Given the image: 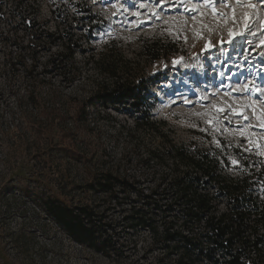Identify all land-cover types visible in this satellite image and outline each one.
<instances>
[{
	"label": "rangeland",
	"instance_id": "obj_1",
	"mask_svg": "<svg viewBox=\"0 0 264 264\" xmlns=\"http://www.w3.org/2000/svg\"><path fill=\"white\" fill-rule=\"evenodd\" d=\"M85 7L98 19L88 20ZM213 7L217 13L225 7L227 15H214L209 11ZM0 9L4 18L17 24L29 14L36 33H51L41 43L40 62L60 51L64 38L78 46L73 59L63 54L62 60L75 70L74 82L61 90L58 102H43V111H66L64 118L17 124L19 112L13 97L6 96L0 72V264H124L73 239L39 206V199L48 194L71 205L97 203L100 195L85 180L92 172L114 167L121 157L125 141L115 131L120 125L131 126L135 115L121 102L106 109L98 96L87 99L96 83L110 79L104 71L109 63L114 62L120 76L135 88L143 89L153 103L152 118L164 122L159 129L177 144L216 149L232 174L242 171L244 161L249 166L257 163V169L264 162V0H213L212 7L204 0H0ZM6 27L1 20L0 28ZM229 29L237 33L231 39ZM19 37L26 43V31L20 30ZM157 39L163 46L153 58L143 46ZM209 42L212 47L205 50ZM3 63L0 44V67ZM52 80L61 82L57 72ZM48 91L44 83L42 96ZM79 99L92 105L87 121L72 118L70 108ZM41 110L23 109L32 114ZM15 118L11 133L27 130L24 140L5 133ZM138 139L146 146L160 141L146 129H140ZM69 146L73 155L65 159ZM163 159V165L152 168L156 174L171 173L172 161ZM35 175L40 182L32 180ZM25 190L36 193L26 196ZM257 192L263 199L264 187ZM128 238L137 241L131 254L140 261L150 243L149 232L139 229ZM163 252L158 248L148 257L153 260Z\"/></svg>",
	"mask_w": 264,
	"mask_h": 264
},
{
	"label": "trees",
	"instance_id": "obj_2",
	"mask_svg": "<svg viewBox=\"0 0 264 264\" xmlns=\"http://www.w3.org/2000/svg\"><path fill=\"white\" fill-rule=\"evenodd\" d=\"M84 11L88 20L98 19L87 7ZM1 20L7 27L0 28L4 51L0 72L6 81V96L13 97L19 112V120L15 118L5 133L24 140L27 130L11 133L16 120L22 124L66 116V111H43V102H58L61 90L74 82L75 70L67 68L62 60L63 54L73 59V50L78 46L71 44L70 38H64L59 42L61 50L40 62L41 43L51 33L45 30L36 33L32 27L35 20L29 14H24L17 24L4 18L0 9ZM20 30L28 35L26 43L20 40ZM162 46L158 39L153 40L143 46V51L158 58ZM13 47L17 48L15 53ZM104 71L110 79L96 83L87 99L98 96L106 109L110 103L121 102L130 115H135L131 126L120 125L115 131L125 141L121 157L114 167L92 172L85 180L89 189L100 195L97 203L71 205L48 194L39 199L41 210L73 239L116 257L118 262L123 260L124 264H264V198L260 199L257 192L258 187H264V162L257 169V163L251 161L253 166H249L244 161L242 171L232 174L225 156L216 149H192L177 144L159 129L158 125L164 122L152 118L153 103L142 94L143 89L121 77L114 62L106 65ZM56 72L61 81L58 85L52 80ZM44 83L49 85V91L42 96ZM87 99L74 100L70 108L72 118L88 120L92 105ZM7 100L4 103L9 105ZM32 106L42 110L37 114L23 111ZM10 113L14 117L15 112ZM140 129L159 137V144L143 145L138 139ZM73 151V147H67L65 159ZM164 157L172 161L171 173L156 174L152 168L163 165ZM130 167H135V172L129 171ZM18 168L24 169L23 165ZM32 180L40 182L36 175ZM34 193L35 190L23 192L26 196ZM114 212L117 219L111 215ZM139 229L150 234V243L140 261L131 254L137 241L128 238ZM158 248L163 254L150 260L148 254Z\"/></svg>",
	"mask_w": 264,
	"mask_h": 264
},
{
	"label": "snow or ice",
	"instance_id": "obj_3",
	"mask_svg": "<svg viewBox=\"0 0 264 264\" xmlns=\"http://www.w3.org/2000/svg\"><path fill=\"white\" fill-rule=\"evenodd\" d=\"M237 2L239 3L240 0H237ZM204 3L207 4L209 7H212L213 0H204ZM141 7H143V5H141ZM248 7H254V6L249 4ZM213 14L214 15H221V16L227 15L226 13H217L216 9L214 7H213ZM233 19H235V10L234 9H233ZM244 19H245V21H247V19H248V14L247 13H245ZM245 27H247V24H245ZM228 35H229V38L231 39V37L237 35V33L233 29H229L228 30ZM221 42H223V41H221ZM261 43L264 44V41H261ZM210 47H212L210 42L205 44V50H207ZM247 87H248V85H245V88H247ZM233 163H236V162L233 161Z\"/></svg>",
	"mask_w": 264,
	"mask_h": 264
},
{
	"label": "bare ground",
	"instance_id": "obj_4",
	"mask_svg": "<svg viewBox=\"0 0 264 264\" xmlns=\"http://www.w3.org/2000/svg\"><path fill=\"white\" fill-rule=\"evenodd\" d=\"M218 9H220V8H218ZM218 9H217V10H218ZM209 11L212 12L213 10H211V9L209 8ZM219 11H220V10H219ZM225 12H226V9H225V7H223L221 13H225ZM259 14H260V13H259ZM259 16H260V15H259ZM260 18H261V17H259V20H263V19H260ZM259 20H258V21H259ZM258 21H257V22H258ZM263 21H264V20H263ZM261 23H262V22H261ZM261 23H260V24H261ZM257 24H258V23H257ZM258 25H259V24H258ZM262 26H264V25H262ZM257 109H259V108H257ZM259 114H260V113H259ZM260 116H261V115H259V118H260ZM259 118H258V119H259Z\"/></svg>",
	"mask_w": 264,
	"mask_h": 264
}]
</instances>
